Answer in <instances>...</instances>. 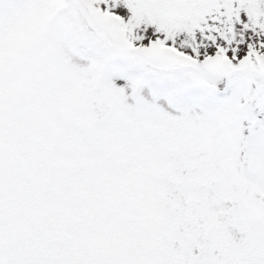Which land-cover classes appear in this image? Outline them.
I'll list each match as a JSON object with an SVG mask.
<instances>
[{
    "label": "snow or ice",
    "instance_id": "6c2138e0",
    "mask_svg": "<svg viewBox=\"0 0 264 264\" xmlns=\"http://www.w3.org/2000/svg\"><path fill=\"white\" fill-rule=\"evenodd\" d=\"M0 264H264V0H0Z\"/></svg>",
    "mask_w": 264,
    "mask_h": 264
}]
</instances>
